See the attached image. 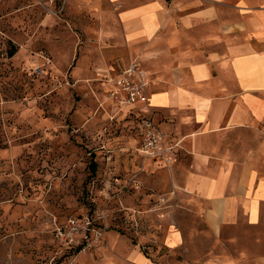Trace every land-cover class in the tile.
Listing matches in <instances>:
<instances>
[{"label":"crops","instance_id":"crops-1","mask_svg":"<svg viewBox=\"0 0 264 264\" xmlns=\"http://www.w3.org/2000/svg\"><path fill=\"white\" fill-rule=\"evenodd\" d=\"M89 1L68 5L74 22L90 9L101 27L104 50L85 62L116 77L138 60L152 75L148 105L129 114L152 117L172 146L180 188L174 215L145 216L167 226L134 245L106 234L107 264H264V0ZM147 160L160 175L146 182L167 190V166Z\"/></svg>","mask_w":264,"mask_h":264},{"label":"rangeland","instance_id":"rangeland-1","mask_svg":"<svg viewBox=\"0 0 264 264\" xmlns=\"http://www.w3.org/2000/svg\"><path fill=\"white\" fill-rule=\"evenodd\" d=\"M68 5L0 0V264L114 262L108 232L134 245L167 226L146 215L181 208L168 167L167 190L146 182L160 173L140 150L143 117L120 103L115 76L85 62L104 50L98 19L87 9L74 22ZM82 215L100 218L101 243L58 246L53 224Z\"/></svg>","mask_w":264,"mask_h":264},{"label":"built area","instance_id":"built-area-1","mask_svg":"<svg viewBox=\"0 0 264 264\" xmlns=\"http://www.w3.org/2000/svg\"><path fill=\"white\" fill-rule=\"evenodd\" d=\"M152 78V75H142L139 61L134 60L118 76L110 80L119 92L125 94L120 103L131 105L140 102L148 105L150 99L147 89ZM140 127L143 135L141 152L147 157L159 158L167 167H171L172 146L165 144L164 135L152 117L142 118ZM98 218L82 215L69 216L61 222L56 221L51 228L52 239L64 249L76 248L79 251H85L96 247L101 243L105 232Z\"/></svg>","mask_w":264,"mask_h":264},{"label":"trees","instance_id":"trees-1","mask_svg":"<svg viewBox=\"0 0 264 264\" xmlns=\"http://www.w3.org/2000/svg\"><path fill=\"white\" fill-rule=\"evenodd\" d=\"M13 54H14V53H13V52H11V54H10V55L12 56Z\"/></svg>","mask_w":264,"mask_h":264}]
</instances>
